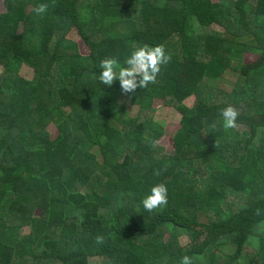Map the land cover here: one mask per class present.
<instances>
[{
	"label": "trees",
	"instance_id": "16d2710c",
	"mask_svg": "<svg viewBox=\"0 0 264 264\" xmlns=\"http://www.w3.org/2000/svg\"><path fill=\"white\" fill-rule=\"evenodd\" d=\"M3 2L0 264H264V0ZM144 45L171 59L155 84L127 94L133 116L119 81H99V63L126 66ZM154 98L180 114L172 154L158 144ZM228 105L240 115L225 130ZM161 183L167 205L146 211Z\"/></svg>",
	"mask_w": 264,
	"mask_h": 264
},
{
	"label": "clouds",
	"instance_id": "9594fccd",
	"mask_svg": "<svg viewBox=\"0 0 264 264\" xmlns=\"http://www.w3.org/2000/svg\"><path fill=\"white\" fill-rule=\"evenodd\" d=\"M48 7V4L41 3L34 8V12L42 16L46 13ZM170 59V55L165 53L162 45L155 47L144 45L132 51L124 62L126 66H121L114 57L102 59L99 63L101 71L98 79L105 86H112L118 80L122 94H134L138 88L143 89L147 88L149 84H155L161 72V66L166 65ZM219 115L225 130L237 127L236 121L240 112L234 106L228 105L222 108ZM155 143L153 142V147ZM160 174L161 171L159 169L155 170L154 175L159 176ZM167 193L168 189L165 184L161 183L153 186L150 193L142 200L143 208L152 212L162 206H166L168 202ZM256 214H260L259 209L256 210ZM95 243L103 244L104 237L98 235L95 238ZM179 264H193V259L188 255H184L180 258Z\"/></svg>",
	"mask_w": 264,
	"mask_h": 264
},
{
	"label": "rangeland",
	"instance_id": "374dc122",
	"mask_svg": "<svg viewBox=\"0 0 264 264\" xmlns=\"http://www.w3.org/2000/svg\"><path fill=\"white\" fill-rule=\"evenodd\" d=\"M212 1H216V0H212ZM4 9H5L4 2L3 0H0V13L3 12ZM195 26L197 30L201 29L196 21H195ZM213 27L215 29H219V30L221 29L218 25H214ZM67 36L73 39L77 43L78 49L81 53L88 52V48L86 44L83 42V40L81 39L80 35L78 34V32L75 30L74 27L70 28L67 31ZM256 57H257V54L248 53V52L244 53L243 55V59L246 62L253 61L256 59ZM2 70L3 68L2 66H0V74L2 73ZM28 70L29 69L27 67L23 66L20 72L24 75L25 74L30 75L31 73H29ZM227 74L228 75L224 77V79L222 80V82H220V84L227 87L228 89L232 82L231 80L234 77H236V75L230 72H228ZM121 101L122 103L127 104L129 106V111L131 115L134 116L137 114L138 106H135L131 103L130 97L128 95H123ZM193 101H194L193 95L184 99V103L187 104L188 106H190L193 103ZM151 105L155 109L154 119L160 122L162 126V130H163L162 135L160 136L158 140V144L160 145V147L163 148L164 153L172 154L173 153L172 138L176 130L179 128L180 114L171 105L166 104L161 98H154L151 101ZM46 130L49 133L51 138L57 135V130L53 124H49L46 127ZM27 232H28V228H24L23 233L26 234ZM179 242L182 246H184L188 244V239L185 236H182L179 238ZM88 264H102V261L101 259H98V258H90L88 260Z\"/></svg>",
	"mask_w": 264,
	"mask_h": 264
}]
</instances>
